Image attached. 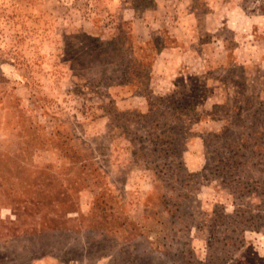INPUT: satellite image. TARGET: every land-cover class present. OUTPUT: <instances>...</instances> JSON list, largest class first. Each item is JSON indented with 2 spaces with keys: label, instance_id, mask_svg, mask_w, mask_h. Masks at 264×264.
Instances as JSON below:
<instances>
[{
  "label": "rangeland",
  "instance_id": "1",
  "mask_svg": "<svg viewBox=\"0 0 264 264\" xmlns=\"http://www.w3.org/2000/svg\"><path fill=\"white\" fill-rule=\"evenodd\" d=\"M0 264H264V0H0Z\"/></svg>",
  "mask_w": 264,
  "mask_h": 264
},
{
  "label": "trees",
  "instance_id": "2",
  "mask_svg": "<svg viewBox=\"0 0 264 264\" xmlns=\"http://www.w3.org/2000/svg\"><path fill=\"white\" fill-rule=\"evenodd\" d=\"M177 108H175L174 110H176ZM174 112V111H173Z\"/></svg>",
  "mask_w": 264,
  "mask_h": 264
}]
</instances>
